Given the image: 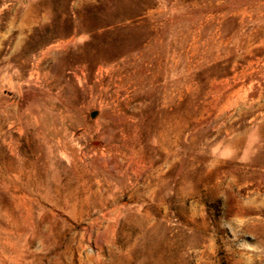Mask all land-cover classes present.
Segmentation results:
<instances>
[{"label": "rangeland", "instance_id": "1", "mask_svg": "<svg viewBox=\"0 0 264 264\" xmlns=\"http://www.w3.org/2000/svg\"><path fill=\"white\" fill-rule=\"evenodd\" d=\"M0 264H264V0H0Z\"/></svg>", "mask_w": 264, "mask_h": 264}]
</instances>
